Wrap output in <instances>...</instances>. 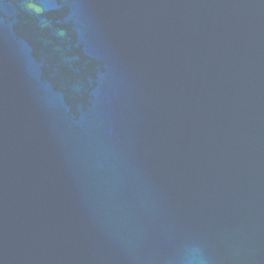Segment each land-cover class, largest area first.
<instances>
[{
  "label": "water",
  "instance_id": "obj_1",
  "mask_svg": "<svg viewBox=\"0 0 264 264\" xmlns=\"http://www.w3.org/2000/svg\"><path fill=\"white\" fill-rule=\"evenodd\" d=\"M0 264H264V0H0Z\"/></svg>",
  "mask_w": 264,
  "mask_h": 264
}]
</instances>
